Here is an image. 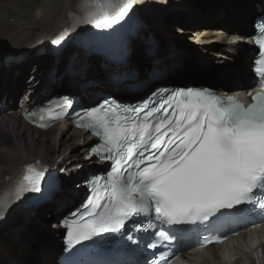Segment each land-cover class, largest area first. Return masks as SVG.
<instances>
[{"label": "snow or ice", "instance_id": "1", "mask_svg": "<svg viewBox=\"0 0 264 264\" xmlns=\"http://www.w3.org/2000/svg\"><path fill=\"white\" fill-rule=\"evenodd\" d=\"M79 7L86 14L77 20L70 13L73 28L64 29L56 44L79 24L111 29L129 16L134 0H83ZM255 43L261 48L254 69L261 85L259 91L248 93L250 104L208 88L189 87L159 89L137 106L104 101L75 114L77 126L100 140L88 158L99 156L112 161L113 167L106 177L89 181L94 194L82 212L78 209L64 221L69 248L104 233H121L129 221L132 240L134 234L158 225L207 222L222 209L242 204L251 205L250 211L258 210L264 218V20ZM157 96L160 101L154 100ZM71 106L66 98L56 104L60 112ZM54 118L59 119V113ZM44 180L45 170L26 165L14 187L0 196V217L26 194L41 193ZM153 234L161 243L177 239L163 227ZM225 239L205 237L202 246ZM146 247L155 249L157 243ZM254 249L256 264H262L264 251ZM148 264L171 262L161 253Z\"/></svg>", "mask_w": 264, "mask_h": 264}, {"label": "bare ground", "instance_id": "2", "mask_svg": "<svg viewBox=\"0 0 264 264\" xmlns=\"http://www.w3.org/2000/svg\"><path fill=\"white\" fill-rule=\"evenodd\" d=\"M258 1L264 7L263 0H134L140 15L157 22L132 40L130 61L132 65H144L145 71L154 66L145 50L146 43L140 38L146 33H154L162 44L159 60H166L162 70L177 71L182 77L189 75V69L193 73L202 71L201 75L210 70L209 75L219 82L217 88L220 90L250 89L252 81L248 79V69L252 48L249 39L255 18L260 14L254 6ZM81 2L83 0H0V54L11 57L7 63L0 64V100L6 98V104L11 100L15 103L20 95L26 94L24 108L15 104L12 112L0 110V196L5 193L9 179L16 177L20 166L26 162L42 159L52 165L59 164V168L69 163L62 190L56 198L39 204L27 223L0 245V264H58L64 232L59 223L60 209L66 202L76 199L77 183L83 182L93 171V168L87 172L71 169L81 164L92 166L84 163V156L80 154L86 148L83 144L88 138L86 134L76 129H64L65 124L59 129L54 126L48 131L36 130L21 115L36 104L27 101V92L32 90L36 95L44 89V83L39 85V90L35 83L24 88L26 76H32L31 68L36 74L47 66L61 69L66 51L57 55L41 51L44 44L56 40L64 29H71L73 18L70 13ZM239 27L243 30L239 31ZM70 35L71 31L63 41L67 42ZM177 35L182 36L185 45H178ZM182 41L179 44H183ZM220 45L223 46L219 50ZM89 58L83 63L87 68L83 72L88 78L86 81L82 80L83 73L77 66L61 80L68 81L78 95H81L79 82L106 75L101 61L94 56ZM189 64H196V67ZM62 74L60 71L57 77ZM108 86L104 83L90 90L109 93L111 88ZM84 194L82 190L81 195ZM9 219L5 217L0 226L8 224Z\"/></svg>", "mask_w": 264, "mask_h": 264}, {"label": "water", "instance_id": "3", "mask_svg": "<svg viewBox=\"0 0 264 264\" xmlns=\"http://www.w3.org/2000/svg\"><path fill=\"white\" fill-rule=\"evenodd\" d=\"M192 72L189 73V75H185L183 77H181L179 80H175L176 84H182L184 82L187 81H191L192 80ZM194 84H209V78L205 77V76H199L198 78H196L193 82ZM83 204V201H79L77 202V204H75L74 206H71L70 208H68L64 214L61 217V222L62 224L64 223V221L66 219H68L71 216V213L75 212L76 210H78ZM35 206V204H31L25 211V214L20 216V218H17L15 220H13L11 222V224L8 225V227L6 229L3 230V232L1 233V237H0V241L4 240L6 235L8 233H11L12 229H17L20 225L24 224L27 218L28 213L30 212V210H32V208Z\"/></svg>", "mask_w": 264, "mask_h": 264}, {"label": "rangeland", "instance_id": "4", "mask_svg": "<svg viewBox=\"0 0 264 264\" xmlns=\"http://www.w3.org/2000/svg\"><path fill=\"white\" fill-rule=\"evenodd\" d=\"M220 5L224 6L225 4H220ZM234 9H236V8H234ZM182 13H184V11H181V14H182ZM206 15H207V14H204V16H206ZM227 16H228V15H227ZM184 19H188V18H187L186 16H184ZM179 41H182V36H181V35H177V43H178V45L182 46V45H185V44H186V43L184 44V41H182L183 44H179V43H181V42H179ZM180 48H181V47H180ZM189 65H191V66H193V67H196V64H189ZM191 70H192V69H189V72H190ZM200 73H203V72L201 71ZM200 73H196V72H195V73H194V77H198V76H200V75H201ZM204 73H205V75H207L208 78H209V76H210V75H209V74H210V70H208V71L206 70V71H204ZM198 74H200V75H198ZM175 75H180V74L176 71ZM210 77H211V76H210ZM26 85H27V83H26ZM62 85H63V86H66V85L69 86L66 82H65L64 84H62ZM16 101H17V100H16ZM16 101H15V102H16ZM20 151H21V150L18 149V152H20ZM80 154H81V156H84V154H82V151H81ZM59 223H60V220H59ZM61 241H62V240H61ZM61 243H62V242H61Z\"/></svg>", "mask_w": 264, "mask_h": 264}]
</instances>
